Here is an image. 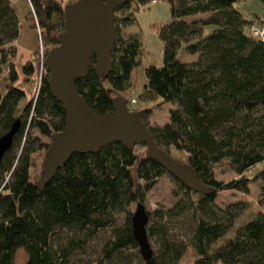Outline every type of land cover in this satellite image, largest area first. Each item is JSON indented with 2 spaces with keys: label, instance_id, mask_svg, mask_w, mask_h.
<instances>
[{
  "label": "trees",
  "instance_id": "16d2710c",
  "mask_svg": "<svg viewBox=\"0 0 264 264\" xmlns=\"http://www.w3.org/2000/svg\"><path fill=\"white\" fill-rule=\"evenodd\" d=\"M75 1L29 0L26 21L41 32L44 53L39 59L38 47L18 69L21 22L13 1L0 0V138L20 123L0 163V264H14L19 249L27 254L24 264H83L77 257L107 231L98 263L133 264L136 255L131 252H140L129 208L143 204L166 174L176 184L172 193L176 202L148 213L153 220L146 227L147 236L156 237L159 247L148 262L137 256V264H180L189 248L192 264H264V213L248 212L243 217L248 210L245 202L223 207L216 202L222 192L249 196L252 185L259 183L257 204L264 210V44L248 30L251 25L264 26V14L252 24L235 8L244 0H166L171 20L158 31L162 66L144 69L140 100H160L173 108L162 126L150 124L152 109H129L140 113L160 149L185 156L184 162L176 160L195 171L208 194L186 189L155 161L136 154V147L129 150L120 144L98 154L73 155L40 190L32 175L33 155L46 152L48 144L34 137L33 131L50 140L63 131L66 120L41 63L59 45L64 7ZM154 1L158 0H134L115 11L121 16L114 20L109 74L99 77L92 66L84 79L75 81L77 93L94 114L112 110L111 93L123 95L134 87L132 75L140 65L142 44L121 27L130 26L136 12ZM257 1L264 6V0ZM207 29L212 30L208 35ZM182 54L195 59L182 62ZM40 73L39 89L26 100L21 79L36 78L38 88ZM224 160L237 175L229 182L218 181L214 173V166ZM121 214L125 221L118 226ZM188 216L190 244L171 234L175 223Z\"/></svg>",
  "mask_w": 264,
  "mask_h": 264
},
{
  "label": "water",
  "instance_id": "95a60500",
  "mask_svg": "<svg viewBox=\"0 0 264 264\" xmlns=\"http://www.w3.org/2000/svg\"><path fill=\"white\" fill-rule=\"evenodd\" d=\"M134 0H78L64 7V30L58 35L59 45L50 49L43 61L48 71L52 96L62 105L66 120L63 131L51 136L37 186L43 190L59 168L73 155L98 154L111 144L129 150L144 146L145 156L155 161L186 189L197 194L210 191L198 180L195 171L160 149L150 137L138 111H129L125 99H112V110L102 116L94 114L75 88V81L84 79L93 66L99 77L110 72L115 40V11ZM95 58V65L92 59ZM20 123L0 138V163L10 149ZM149 215L138 203L131 216L132 235L142 259L153 255L146 227Z\"/></svg>",
  "mask_w": 264,
  "mask_h": 264
},
{
  "label": "rangeland",
  "instance_id": "374dc122",
  "mask_svg": "<svg viewBox=\"0 0 264 264\" xmlns=\"http://www.w3.org/2000/svg\"><path fill=\"white\" fill-rule=\"evenodd\" d=\"M13 7L16 14L21 22L20 34L17 40L18 55L16 61V67L19 69L21 64H24L30 53H33L38 47V57L40 59L41 52L44 53V48L42 47L41 41L38 38V31L29 27L26 16L31 12V7L26 0H15ZM235 8L242 14L244 18L250 21L256 22L257 18L263 16L264 6L260 4L257 0H244L240 1L235 5ZM120 17L121 14H115V17ZM193 17H189L188 21L192 20ZM171 20L170 7L166 0H158L148 5L140 8L135 14V21L130 26L121 27L124 34H135L139 38L142 44V53L140 55V65L134 71L132 75L133 88L124 93L123 95L111 93L112 98L123 97L126 100L135 98L137 100L135 104V109L142 111L145 109H152V113L149 116V122L151 125L162 126L168 121L169 115L168 111L173 108L172 104L163 103L160 100H156L151 103H145L140 100V95L143 92V85L145 84L144 69L150 65L156 67L162 66L163 58V46L158 37L159 28L162 25L167 24ZM211 29L206 30V35L211 33ZM195 59V56L188 54H182L180 60L182 62H190ZM21 88L26 93V100H29L37 90V79L36 78H22L20 81ZM109 89V87H108ZM33 136L38 138L42 143L48 144L50 140L48 138L42 137L37 131H33ZM135 153L138 155H144L146 148L144 146H138L135 149ZM45 151L38 152L33 155V168L32 175L36 178V182L40 180V174L42 170V165L44 161ZM170 154L173 158L184 162L185 156L178 153L176 150H170ZM215 177L218 181L229 182L237 178V175L231 170L229 161L224 160L221 163L214 166ZM176 190V184L173 179L167 174L159 179L157 184L152 188V190L147 194L146 200L143 203L146 211L152 213L155 210L164 208H171L176 199L173 197L172 193ZM259 194V183H255L251 187V194L245 196L235 192H222L217 197V204L220 206H226L230 203L235 202H245L247 204V211L243 217L248 212H254L255 214L264 210L260 208L257 204ZM136 204H133L129 208V212L132 214L135 211ZM153 216L150 215L149 223L151 224ZM124 215L118 216L117 224L121 226L124 223ZM175 228L171 231V234L178 241H183L190 244V238L192 235V222L190 217H184L180 222L175 223ZM108 232H100L98 236L93 239L85 249V252L77 257L83 264H99L98 259L100 258L101 249L105 244L108 236ZM150 243L152 249H158L159 245L157 243L156 237L151 238ZM184 256L180 264H192L194 260V254L192 248ZM134 258L133 264H137L138 257L141 255L136 251L131 252ZM27 260V254L23 249L17 250L15 254L14 264H24Z\"/></svg>",
  "mask_w": 264,
  "mask_h": 264
},
{
  "label": "built area",
  "instance_id": "2783aa9c",
  "mask_svg": "<svg viewBox=\"0 0 264 264\" xmlns=\"http://www.w3.org/2000/svg\"><path fill=\"white\" fill-rule=\"evenodd\" d=\"M12 1H15V0H12ZM28 2V4L30 5L29 3V0H26ZM249 33L250 35L255 38V39H258L260 40L263 44H264V26L263 25H251L249 28ZM40 33V31L38 30V34ZM41 55L43 56V53L41 52ZM42 65L43 63H41V72H42ZM40 81H41V73H40V77H39V81H38V88L40 87ZM136 100L135 99H131L130 100V103L127 104V108L130 109L132 108L133 106H135L136 104Z\"/></svg>",
  "mask_w": 264,
  "mask_h": 264
},
{
  "label": "crops",
  "instance_id": "0c3cea01",
  "mask_svg": "<svg viewBox=\"0 0 264 264\" xmlns=\"http://www.w3.org/2000/svg\"><path fill=\"white\" fill-rule=\"evenodd\" d=\"M13 3H14V1L12 2V6H13ZM13 8H14V7H13ZM249 21H250V20H249ZM251 22H252V24L255 23L254 21H251ZM16 45H17V44H16ZM17 49H18V47H17ZM35 51H36V50H34L33 53H34ZM33 53H30V56H29L28 60L31 59ZM28 60H27V61H28Z\"/></svg>",
  "mask_w": 264,
  "mask_h": 264
}]
</instances>
